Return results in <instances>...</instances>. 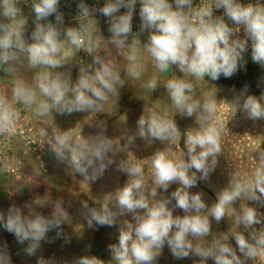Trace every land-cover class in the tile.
Here are the masks:
<instances>
[{"label": "clouds", "instance_id": "obj_1", "mask_svg": "<svg viewBox=\"0 0 264 264\" xmlns=\"http://www.w3.org/2000/svg\"><path fill=\"white\" fill-rule=\"evenodd\" d=\"M28 3L29 0H0V71L14 76L11 98L0 91V135H11L16 129L21 117L17 105L34 110L37 116H46L53 110L60 114L101 112L110 98L118 95L125 79L115 58L98 55L103 37L98 33L97 13L107 19L108 43L126 61L124 76L141 80L146 58L154 61L159 73L171 72L175 67L183 74H173L162 84L175 112L181 117L196 118L197 126L183 133L182 154L157 150L149 159L150 171H146L144 163L121 160L118 171L128 178L124 185L105 196L99 207L84 204L89 229L118 227L117 242L108 245L110 262L157 264L167 245L175 259L197 257L198 264H208L209 260L212 264H264V212L253 206L264 207V150L255 151L257 165L250 174L231 176L211 207L202 192L190 191L215 171L226 127L217 114L215 96L201 93L198 98L197 89L205 77L212 81L221 76L231 78L244 66L249 49L252 61L264 65V2L105 0L101 7L94 8L79 0L77 26L64 27L60 0H31L34 27L30 37L26 36L27 18L21 7ZM137 5L140 25L139 32L133 33ZM219 10H223L222 14L216 15ZM53 15L54 22L49 19ZM145 32L147 40L142 42L140 34ZM80 51L92 56V62L78 61L75 82L70 74L54 71L69 64ZM22 58L30 69H38L31 84L15 75V65ZM160 86L156 75L141 85L147 92ZM230 105L231 115L239 111L254 122L264 120V94L256 97L245 88ZM103 132L101 126L100 132L88 139L55 132L52 150L58 161L65 162L85 181L94 182L115 163L112 157L116 151H125L135 141L129 136L126 144L117 149ZM136 135L145 141L167 144H176L182 136L174 119L156 108L139 117ZM173 184L178 187L170 195H163ZM62 203L57 200L49 216L27 203V212L12 205L7 213L0 211V226L13 234L17 243H26L23 250L27 256H35L42 242H51L48 233L53 230L56 238L69 242L62 230L69 219ZM175 209L184 214L174 215ZM226 217L238 230L213 233L211 221L219 224ZM0 264H12L7 245L0 247ZM37 264L55 261L40 256ZM74 264L105 261L83 255Z\"/></svg>", "mask_w": 264, "mask_h": 264}, {"label": "rangeland", "instance_id": "obj_2", "mask_svg": "<svg viewBox=\"0 0 264 264\" xmlns=\"http://www.w3.org/2000/svg\"><path fill=\"white\" fill-rule=\"evenodd\" d=\"M145 65L141 80H133L137 85V92H140L139 102L134 108L115 110L109 108L105 114L101 116H88L87 112H73L71 114H60L53 110L48 116L40 118L46 119L52 128L50 133L54 137L55 132H69L73 137L79 136L88 139L96 136L101 129L103 134L113 140L117 145V149L126 144L129 136L135 137L134 144L128 146L125 151L117 150L112 157L115 161L110 165L94 182L85 181L82 176L74 173L65 163L58 161L53 150H50L44 157L43 165L36 161V168L40 174V181L31 188L28 186L27 192L18 190L13 193L14 201L23 210L24 204L33 203L32 207L45 216L51 215L54 203L57 200L62 201V206L68 213V221L62 225L63 233L69 238V242L65 243L63 238H56V230L48 233L51 242H42L41 249L35 256H27L24 253L25 245L17 243L15 236L3 229L1 236L5 237L1 245H7L12 249H7L11 257L12 264H37V259L43 256L46 259L55 261V264H74V261L83 255H95L105 261V264H112L111 253L108 251V245L117 242L118 227H101L89 229L85 219L88 208L99 207L104 197L113 193L118 187H122L127 176L118 171V164L121 160H131L132 162H141L145 164L146 171H150V157L157 150L168 149L170 154H182L184 151L183 133L197 126L196 118L181 117L175 112L168 99L167 92L162 86L166 79L175 74L182 77L175 67L168 73H159L155 68V63L151 59H145ZM261 68L256 63L245 56V63L240 67L231 78L221 76L218 80L212 81L205 77V81L200 82L197 89V96L201 93L205 96L214 95L218 102L217 114L225 121V129L221 134L222 154L218 157V165L213 173H211L207 181H198L196 187L190 189L191 192H202L203 199L209 207L216 201V195L229 182L231 176L250 174L252 169L257 165L256 157L257 149L264 150V120L252 121L245 117L242 112L231 115V101L243 89L236 85L234 78L241 76L251 77L259 80L263 87L262 93H253L247 90L248 94L260 97L264 94V75L260 72ZM262 71V70H261ZM156 75L161 86L154 92L145 91L141 85L151 76ZM186 79L188 77H185ZM111 104L109 100L106 105ZM107 105V106H108ZM156 108L157 111L167 113L169 118L174 119L181 131V138L176 144L161 143L160 141H145L136 135L137 121L139 117L151 109ZM112 155V154H110ZM8 178V177H7ZM10 178V177H9ZM177 184H173L163 195H170ZM35 190L34 193L31 191ZM33 195L35 199L33 198ZM30 201V202H29ZM174 203V201H173ZM251 203V202H250ZM43 204V207L40 205ZM237 207L239 202H237ZM260 212H264V207L253 205ZM180 209L174 210V215H183ZM130 219V217H128ZM213 233L228 232L231 228L236 229L235 225L229 218L222 219L219 224L215 220L211 221ZM9 238V239H8ZM8 239V240H7ZM211 239V237H208ZM235 247V241H230ZM8 248V247H7ZM14 249V251H13ZM157 264H198L197 257L186 259H175L167 245H165L162 255L158 258ZM208 264H212L209 260ZM248 264H252L251 261Z\"/></svg>", "mask_w": 264, "mask_h": 264}, {"label": "crops", "instance_id": "obj_3", "mask_svg": "<svg viewBox=\"0 0 264 264\" xmlns=\"http://www.w3.org/2000/svg\"><path fill=\"white\" fill-rule=\"evenodd\" d=\"M69 1L70 0H60V9H66L67 3ZM49 19L54 22L55 20L54 15L52 17H49ZM33 20H34V16L33 14H30L29 17L27 18L26 36L30 37V33L34 27ZM67 26H77V25L71 24ZM67 26H64V27H67ZM98 33L103 37V44H102L100 51L98 52V55L104 58H115L117 65L121 71L122 78L125 79V84L123 87L119 88L118 95L116 97L110 98L111 104L110 105L107 104L108 106L105 104L103 110H106L109 108H113L115 110L134 108L137 105L136 102H139L138 99H139L141 91L137 92V88H136L137 85L133 83V80L124 76L123 68L126 65V61H124L123 58L116 53L114 46L108 43V40L110 37L108 26H104L101 23H98ZM140 38L142 42H146L147 40V36H141ZM149 59L150 58H147V60ZM91 62H92V56H90V60L88 64H90ZM146 67H149V66H146ZM15 68H16L15 75L25 79L30 84L34 82L33 78L36 72L38 71V69H30L27 66L26 59L22 58L21 62H18L15 65ZM54 71H59V72H64L66 74H70L72 81L75 82L78 76V72H79L78 52L76 53L75 59H73L69 64L65 65V67L63 68L56 69ZM13 79H14L13 75H6L3 71H0V91H3L5 94H7L9 98H11V88H12ZM31 112H32V116L35 118L36 123L40 127L51 130L52 126L51 124L48 123L46 119L40 118L42 116H37L34 110H31ZM50 113H53V111H50L46 116H48ZM86 114L88 116H101L105 114V111H101V112L89 111ZM18 153L19 155L24 156V159H25V166L21 174L18 177H14V178L8 177L7 178L0 173V211H3L5 213H7V210L10 206L18 205L16 202H13L14 196L12 192L16 193L18 190L20 192L21 190H23V192H27L28 186H31V188H35L34 187L36 186L35 184L40 181V174L36 168V164L38 163H36L34 157L32 155H23L21 148L18 149ZM34 192L35 190L31 191V193H34ZM7 194H9V196H7ZM33 198L35 199L34 195H33ZM33 203L31 201V203H27V204L32 206ZM20 205L19 207L22 206ZM2 231H3V227L0 226V241L4 242L6 238L1 236ZM7 247H8L7 249H12L9 246Z\"/></svg>", "mask_w": 264, "mask_h": 264}, {"label": "built area", "instance_id": "obj_4", "mask_svg": "<svg viewBox=\"0 0 264 264\" xmlns=\"http://www.w3.org/2000/svg\"><path fill=\"white\" fill-rule=\"evenodd\" d=\"M85 3L94 8L101 7L105 0H84ZM242 3H255L256 0H241ZM264 2V0H262ZM31 0L28 4H21L23 14L26 18L29 17L31 12L30 8ZM79 0H70L67 3L66 9H59L64 13V26L77 25L76 16L78 15L77 4ZM199 0H194V4H198ZM139 5H137V12L133 16V33L139 32L140 18L138 15ZM125 9H121L124 12ZM223 10L217 11L216 15H221ZM97 19L99 23L104 26H108L107 19L97 13ZM241 37L243 36V30L241 29ZM141 36H147V33L140 34ZM245 56L251 59L250 49ZM90 55L84 51L78 52V61H82L88 64ZM264 74V65L257 64ZM79 66V64H78ZM20 109L21 117L17 124L16 129L11 135H0V173L5 177H18L24 166V156L19 155L18 149L21 148L23 155H32L38 163L43 165L44 157L52 150L51 143L54 142V137L48 129L40 127L35 118L32 116V112L29 109L24 108L23 105H17ZM0 247L3 245L0 244ZM9 253V252H8Z\"/></svg>", "mask_w": 264, "mask_h": 264}, {"label": "flooded vegetation", "instance_id": "obj_5", "mask_svg": "<svg viewBox=\"0 0 264 264\" xmlns=\"http://www.w3.org/2000/svg\"><path fill=\"white\" fill-rule=\"evenodd\" d=\"M261 70H260V72H261V74H263V70L262 71ZM234 79L236 81L235 82L236 85H238L241 88H247V90H249L253 93H262L263 92V87L261 86V84L257 78L255 80L251 77L248 78L246 76H241L240 78H234Z\"/></svg>", "mask_w": 264, "mask_h": 264}, {"label": "trees", "instance_id": "obj_6", "mask_svg": "<svg viewBox=\"0 0 264 264\" xmlns=\"http://www.w3.org/2000/svg\"><path fill=\"white\" fill-rule=\"evenodd\" d=\"M7 196H9V194H7Z\"/></svg>", "mask_w": 264, "mask_h": 264}]
</instances>
